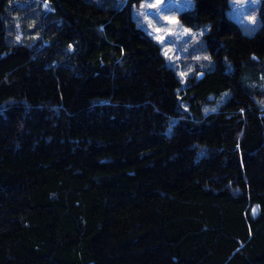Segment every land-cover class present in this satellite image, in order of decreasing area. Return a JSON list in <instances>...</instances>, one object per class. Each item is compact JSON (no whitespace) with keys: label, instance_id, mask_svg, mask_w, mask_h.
Here are the masks:
<instances>
[{"label":"trees","instance_id":"1","mask_svg":"<svg viewBox=\"0 0 264 264\" xmlns=\"http://www.w3.org/2000/svg\"><path fill=\"white\" fill-rule=\"evenodd\" d=\"M48 1L30 41L0 0V264H264V0L180 12L213 59L183 85L132 0Z\"/></svg>","mask_w":264,"mask_h":264},{"label":"rangeland","instance_id":"2","mask_svg":"<svg viewBox=\"0 0 264 264\" xmlns=\"http://www.w3.org/2000/svg\"><path fill=\"white\" fill-rule=\"evenodd\" d=\"M103 7H117L126 0H94ZM194 0H132L131 15L136 25L143 28L159 44L166 62L175 70L182 85L192 73L199 75L213 65V59L205 47L203 34L209 29V22L191 25L183 21L180 12L193 5ZM260 0H228L226 14L235 19L245 33H252L260 23L258 13ZM11 13L7 24L12 39L32 41L42 32L44 41H49L53 20L57 19L54 7L48 0H8ZM12 3V4H11ZM54 33V32H53ZM62 49L54 52V62L68 61L74 42L57 44ZM69 49L67 52L66 50ZM227 91L211 94L202 102L203 112L216 109Z\"/></svg>","mask_w":264,"mask_h":264}]
</instances>
